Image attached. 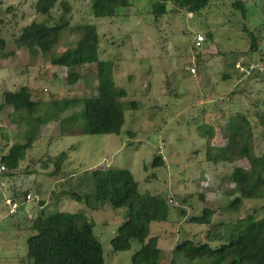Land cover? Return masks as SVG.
Segmentation results:
<instances>
[{"label": "rangeland", "instance_id": "rangeland-1", "mask_svg": "<svg viewBox=\"0 0 264 264\" xmlns=\"http://www.w3.org/2000/svg\"><path fill=\"white\" fill-rule=\"evenodd\" d=\"M67 1L73 7V28L96 25L100 59L114 61L116 85L128 92L126 122L120 134L84 135L80 105L62 113L61 121L71 117L65 130L60 120L38 126L36 139L20 166L0 174V264H28L27 238L41 211H84L96 223L105 264H134L132 256L140 249L139 243L120 253H113L111 245L127 219L128 207L101 206L94 195L88 203L79 202L69 190L61 193L63 186L75 189L93 171L107 168L131 170L141 193L150 191L172 198L169 222L151 225L162 249L160 264H206L187 261L177 247L186 240L207 243L208 233L216 232L221 222H236L253 210L257 219L264 218V198L244 200L239 212L230 207L234 196L227 191L234 184L229 176L238 166L249 168V161L215 165L206 155L208 146H225L230 136L228 121L236 114L250 118L255 153L264 154V124L256 114L264 117V77L258 69L264 64V0H210L209 6L195 15L171 2L167 4L169 12L160 16L152 11L154 0H130L123 15L114 18L94 17L91 0ZM237 1L246 4V18L235 7ZM35 2L0 0V38L5 40L0 48V103L5 102V92L27 86L34 100L48 102L42 107L44 118L67 98L97 95L98 70L95 63L73 69L54 66L19 48L16 38L20 30L43 19L34 10ZM60 14L57 8L56 19ZM245 26L257 34L259 51L250 50ZM77 31L66 32L56 52L62 54L75 47ZM199 33L208 38L202 49L195 47ZM71 71L81 75L75 85L67 82ZM37 124L36 116L22 118L4 106L0 111V160L15 144H25ZM202 126L214 127L212 139L201 136ZM64 154L67 159L62 170L54 174L55 164ZM158 155L164 156L165 163L154 168ZM46 163L48 167H44ZM91 189L80 190L88 194ZM26 192L34 199L12 213L9 201L17 196L22 202ZM182 207L186 218L180 214ZM204 207L215 210L212 224L189 222L191 217L202 215Z\"/></svg>", "mask_w": 264, "mask_h": 264}, {"label": "trees", "instance_id": "trees-1", "mask_svg": "<svg viewBox=\"0 0 264 264\" xmlns=\"http://www.w3.org/2000/svg\"><path fill=\"white\" fill-rule=\"evenodd\" d=\"M130 2L91 0L92 14L96 18L119 17L123 15V9L130 6ZM171 2L194 15L200 14L210 4V0H154L153 13L156 16L166 14L169 12L167 4ZM234 5L246 18V4L237 1ZM57 8L61 9L58 19L54 16ZM34 10L43 19L34 20L20 30L16 38L19 48L26 49L32 56H41L54 66H63L67 69L97 64L98 94L89 98H67L55 112L43 118L42 109L48 102L34 100L29 87L23 86L18 91L5 92V102L0 103V111L4 106H10L14 113H20L22 118L36 116L38 122L28 141L12 146L9 153L0 160L6 165L7 171L20 166L27 151L32 147L40 126L60 120L62 130H65L63 128L69 125L71 117L61 121V115L73 107L83 106L81 127L84 135L120 134L126 122L125 104L128 92L116 85L113 74L114 61L100 59V36L96 25L84 24L73 28L70 18L73 7L67 0H36ZM243 30L249 40L250 50L259 51L257 34L247 26ZM75 31L79 34L76 46L62 54L56 52L65 33ZM207 35L212 38L211 32H207ZM4 43V38H0V48ZM259 72L263 73L260 77H264V72ZM80 80L81 75L75 71H71L67 76L69 85H75ZM256 114L264 124V117L259 112ZM227 125L230 136L225 146L218 148L208 146L206 155L207 160L215 165L243 159L249 161V168L238 166L229 176V181L234 184V187L227 191V195L234 196L230 207L239 212L244 200L264 198V154L255 153L254 127L248 116L236 114L230 118ZM200 134L210 140L215 135V129L211 126H202ZM66 159V154L58 158L54 174L62 170ZM164 163V156L158 155L154 159L153 167H161ZM44 167H48V163ZM7 171L0 174L5 175ZM85 188H92L91 193L84 194V191L80 190ZM63 189L61 193L69 190L71 197L79 202L88 203L94 195L101 206L110 204L114 208L128 207L127 219L122 222L111 239L113 253L130 251L133 243L137 242L141 247L132 256L134 264H160L162 249L159 246V237L151 233V225L153 222H169L171 214L169 202L172 198L168 199L164 194H153L150 191L141 193L139 183L129 169H98L77 188L65 189L63 186ZM29 194L32 193H24L22 202L17 196L11 200L19 201L21 206L28 201ZM201 198L205 200L204 195ZM214 213L215 210L204 207L202 215L191 217L189 222L210 226ZM255 213L256 210H253L247 217L236 222H221L216 232L208 233L207 243L197 244L194 240H186L177 247V251L189 262L264 264V218L257 219ZM180 214L186 218L187 212L184 207L181 208ZM95 227L96 223L89 219L84 211L78 213L57 211L50 214L41 211L34 218L32 233L27 238V263L105 264V249L95 233ZM215 242L220 243L213 247L212 244ZM170 264L176 262L171 261Z\"/></svg>", "mask_w": 264, "mask_h": 264}, {"label": "built area", "instance_id": "built-area-1", "mask_svg": "<svg viewBox=\"0 0 264 264\" xmlns=\"http://www.w3.org/2000/svg\"><path fill=\"white\" fill-rule=\"evenodd\" d=\"M205 42H207L206 35L202 34V33L197 34L196 39H195V47L197 49H202L204 47ZM258 69L261 72H264V64H261ZM192 72H195L194 68L192 69ZM5 171H7L6 165H4L0 162V173L5 172ZM33 198H34V196H32V194H29L27 196L28 201H31ZM172 201L173 200L171 199V202ZM9 204L11 205V210H12L11 212H16V210L20 207L19 201L13 202L12 200H10Z\"/></svg>", "mask_w": 264, "mask_h": 264}, {"label": "crops", "instance_id": "crops-1", "mask_svg": "<svg viewBox=\"0 0 264 264\" xmlns=\"http://www.w3.org/2000/svg\"><path fill=\"white\" fill-rule=\"evenodd\" d=\"M207 42H208V38H207ZM207 42H205V44H206ZM205 44H204V46H205ZM32 98H33V96H32ZM153 223H154V222H153ZM153 223H152V224H153Z\"/></svg>", "mask_w": 264, "mask_h": 264}, {"label": "clouds", "instance_id": "clouds-1", "mask_svg": "<svg viewBox=\"0 0 264 264\" xmlns=\"http://www.w3.org/2000/svg\"><path fill=\"white\" fill-rule=\"evenodd\" d=\"M12 213H14V212H12Z\"/></svg>", "mask_w": 264, "mask_h": 264}]
</instances>
